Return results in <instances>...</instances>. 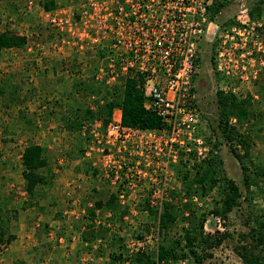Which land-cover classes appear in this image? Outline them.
Returning a JSON list of instances; mask_svg holds the SVG:
<instances>
[{
	"label": "rangeland",
	"instance_id": "obj_1",
	"mask_svg": "<svg viewBox=\"0 0 264 264\" xmlns=\"http://www.w3.org/2000/svg\"><path fill=\"white\" fill-rule=\"evenodd\" d=\"M55 1L57 8L46 11L41 5L44 0H0V35L9 32L28 38L25 47L0 52V217L8 222V233L16 236L10 245L1 248L0 264H112L111 250L104 240L85 242L83 232L95 202L107 200L122 184L112 183L102 155H87L89 143H85L81 131L98 123L104 126L101 119L91 121L85 113L99 110L107 94L121 93L129 75L110 81L103 71L108 63L109 41L96 23L88 22L105 0ZM224 1L226 7L212 20L214 24L202 41L197 87L201 136L207 150L196 154L194 160L198 163L207 156L211 148L207 138L215 141L212 128L218 126L217 91L232 92L239 99H250L249 120L239 124L232 118L230 123L251 138L245 165L253 172L255 167H264V12L260 19H252L250 13L258 0ZM60 21L64 24L59 25ZM227 34L229 37H225ZM224 50L226 58H221ZM214 53L217 67L212 61ZM229 58L230 74H224L218 68L220 64L224 67L223 62ZM75 99L78 103L73 102ZM79 118L83 129H72ZM221 142L218 155L222 169L243 194L239 207L225 222L210 212L219 201L216 190L204 197L193 195L183 203L194 204L199 213L207 214V234H229L219 248L209 251L213 257L204 264H244L235 249L243 244L241 235L257 225L256 217H249L264 215V194L258 193L254 200L248 196L241 164L228 143ZM30 144L45 148L53 173L49 184L38 186L32 198L26 193L22 175V155ZM237 148L240 154L245 153L240 146ZM176 164L169 168L174 173L169 188L179 192L182 183L174 169ZM146 174L134 173L133 190L122 186L125 196L120 203L129 210L123 222L111 223L108 212L95 211L100 215L96 220L98 228L109 229L110 236L117 233L125 238V261L115 264H133L130 256L139 248L154 252L157 246L154 226L149 233L143 230L148 211L139 208L146 198L156 207L150 197L159 183L150 180L152 172L147 170ZM121 177L126 181L124 173ZM261 185L264 187V178ZM183 200L178 199L180 203ZM183 225L178 222L169 238L182 233ZM138 235L145 238L141 241ZM100 249L105 250L104 256L99 254Z\"/></svg>",
	"mask_w": 264,
	"mask_h": 264
},
{
	"label": "built area",
	"instance_id": "obj_2",
	"mask_svg": "<svg viewBox=\"0 0 264 264\" xmlns=\"http://www.w3.org/2000/svg\"><path fill=\"white\" fill-rule=\"evenodd\" d=\"M218 1L105 0L88 22L96 23L109 41L104 74L110 81L121 75L142 78L145 108L156 112L164 125L155 130L125 128L118 109L106 128L102 123L85 128V136L91 138L86 153L102 155L112 183L119 182L128 190L136 187L134 173L146 176L147 170L152 172L150 180L159 185L150 198L160 210L174 181L170 165L178 163L182 152L202 155L207 150L201 136L197 81L202 41L214 24L210 11ZM225 56L224 50L220 57ZM230 62L231 58L218 70L230 74Z\"/></svg>",
	"mask_w": 264,
	"mask_h": 264
},
{
	"label": "trees",
	"instance_id": "obj_3",
	"mask_svg": "<svg viewBox=\"0 0 264 264\" xmlns=\"http://www.w3.org/2000/svg\"><path fill=\"white\" fill-rule=\"evenodd\" d=\"M226 4L222 0L214 5L210 11L211 21L226 7ZM41 5L46 11L57 8L55 0H44ZM263 6L264 0H258L250 13L252 19L258 20L262 17ZM27 43V36L4 32L0 35V52L5 49L23 48ZM216 56L217 53L212 56L214 67H217L214 61ZM218 73L216 74L218 80H221L222 76ZM216 94L218 126L217 129L212 128L215 141L212 140L213 138H207L211 145L207 156L196 163L194 160L196 151L182 152L180 161L174 165L182 188L179 192L172 189L168 190L167 198L163 200L161 210L157 206L152 207L149 198L139 203L140 210L148 211V218L143 230L149 233L151 232L150 228L154 226V231L158 237L154 252H151L149 248H139L136 253L130 256L133 264H204L206 259L213 257L209 251L219 248L229 238L228 233L216 236L207 234L205 232L207 214L199 213L194 204L183 203L193 195L204 197L216 190L219 201H217L215 209L210 212L225 222L228 220L229 214L239 207L243 194L239 185L234 180L229 179L222 169V161L218 155V149L222 144L221 140L228 143L231 153L241 164L244 187L248 196L254 200L258 193L264 194V187L261 185V179L264 178V167H255V171L251 172L250 168L245 165V160L249 157L251 149V138L241 133L236 125L230 123L232 118H236L239 124L249 120L250 99H239L234 93H225L221 90H218ZM105 99V104L99 110L96 112L87 110L85 117L91 121L97 118L101 119L106 128L113 120L115 110L120 108L122 110V125L125 128L155 130L164 125L162 118L156 112L145 108L146 96L140 77L129 75L122 92L107 94ZM73 125L72 129L78 130H82L84 126L81 118L76 119ZM91 126L84 128L88 129ZM90 139L89 135L83 137L86 144L90 142ZM237 146L245 151L243 155L239 153ZM81 153L83 152L81 151ZM22 168V175L26 184L25 190L30 198L35 196L38 186L48 185L49 178L53 176L46 150L38 144H30L26 147L22 155ZM120 187L121 189L111 193L107 200L100 199L95 202V207L89 210V222L86 223L83 232L85 242L94 243L97 240H104L109 247L108 249L111 250L109 256L112 264L125 261V255L122 252L125 246V238L117 233L110 236L108 235L109 229L98 228L96 220L100 215H97L95 211L100 209L108 212L111 223L114 221L123 222L129 214V210L128 207H123L120 203L119 194L124 191L122 185ZM178 199L184 200L180 203ZM186 211L188 216H186ZM254 217H256V227L251 228L249 233L241 235L240 241L243 244H239L235 249L244 264H264V215L253 214L249 218L252 220ZM180 221L184 224L182 233L169 238L168 235ZM7 223L0 217V251L2 247L10 245L16 238L14 234L8 233ZM137 238L142 241L145 237L138 235ZM88 249L92 250V247H88ZM99 251V254L104 256L105 250L100 249Z\"/></svg>",
	"mask_w": 264,
	"mask_h": 264
},
{
	"label": "crops",
	"instance_id": "obj_4",
	"mask_svg": "<svg viewBox=\"0 0 264 264\" xmlns=\"http://www.w3.org/2000/svg\"><path fill=\"white\" fill-rule=\"evenodd\" d=\"M67 84V82H64V84L63 85H66ZM70 87V86H69ZM56 88H58L57 86H56ZM73 89V88H72ZM71 90V87H70V89H69V91ZM65 93H66V91H65ZM74 103H78V100L77 99H75L74 101H73ZM120 109V108H119ZM116 114H118V109H116L115 110V115ZM122 115V114H121ZM85 128L83 129V131H81V137L83 138L84 136H85Z\"/></svg>",
	"mask_w": 264,
	"mask_h": 264
}]
</instances>
